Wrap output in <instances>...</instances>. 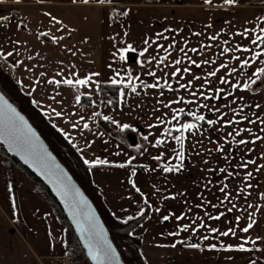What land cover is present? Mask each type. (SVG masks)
I'll use <instances>...</instances> for the list:
<instances>
[{
  "label": "crops",
  "instance_id": "0c3cea01",
  "mask_svg": "<svg viewBox=\"0 0 264 264\" xmlns=\"http://www.w3.org/2000/svg\"><path fill=\"white\" fill-rule=\"evenodd\" d=\"M125 12L128 14L125 15ZM46 13H51L62 23L57 24ZM263 14L264 0H240L238 5L231 7L224 5L223 0H213L211 4H206L204 0H157L154 3L105 0L103 4L98 0H89L87 4L83 0H76L75 3L72 0H0V18L8 17V20L0 19V52L13 53L11 57L0 55V60L13 69L14 80L20 90L27 94L30 103L74 147L83 161L99 157L111 162L109 165L88 168L89 177L109 213H115V218L125 219L146 209V215L132 229V233L139 236V252L145 264H195L192 252L201 257V264H245L251 258H264V198L258 195L264 193V172L256 173L255 166L247 170L239 167L242 159H253L264 165V141L247 145L255 149L250 155H245V146L237 145L235 141L225 143L226 138L232 140L227 134L239 128L252 129V133H242L246 139H251L252 134L264 136V132L258 131L259 125L247 121L231 126L224 124V120L239 119L234 112H240L241 107L249 118L255 119L254 114L258 112L264 120V83L258 81L257 85L245 91L221 84L216 77L211 78L213 90L224 88L225 94L220 99L204 101L201 98L197 103L219 108L225 114L224 120L213 127L204 124L203 128L207 131L203 136H189L185 168L179 174L163 173L159 165L164 161L153 160L152 156L164 151V148L154 149L142 139L151 133L149 139L154 143L153 137L162 131V128L148 127L157 123L156 117L169 112L161 107L160 101L168 103L180 96L185 100L195 99L191 91L198 92L202 81L193 80L192 89L186 91L180 89L179 84H186L192 79L189 73L182 72L183 78L170 76L176 67H190L189 58L202 64L201 68L191 66L197 76L206 77L221 63L227 64L228 69H221L217 76L225 77L233 84L239 81L242 85L251 76L255 67L245 69L242 76L236 73L228 75L227 72L239 65V61L232 57L247 59L250 56L235 51L237 46L253 47L249 39L237 33L245 28L252 30L253 26L258 31L264 26L261 23ZM41 33H47V36ZM213 36L215 40L211 39ZM146 39L149 41L147 45ZM126 44L133 45L137 50L147 47L148 52L143 58L138 56V52L129 53L128 59L121 62L113 54ZM173 44L175 47H169ZM205 45L208 47L204 48ZM224 47H229L231 51L222 54ZM182 48L185 52L180 51ZM191 48L201 49L200 54L192 53ZM157 56L162 59L166 57L164 64L145 63L142 67L139 63V60H152ZM177 59L182 61L180 65L174 64ZM208 60L215 63L203 64ZM109 64L112 65L111 69ZM256 67H264V63ZM114 70H120L122 75L127 70L132 76L139 77L135 83L140 95H129L124 106L118 102V89L116 104H108L107 101L111 99L100 93L93 92L89 97L87 87L48 83L51 79L72 78L73 72L81 77L99 72L101 75L97 79L105 83ZM152 71L156 77L147 75ZM157 77L161 84L168 81L177 90L139 87L140 80L151 84L156 82ZM228 92L234 93V96H227ZM76 95H81L80 104L75 101ZM90 99L96 102L95 105L89 102ZM197 103L174 104L173 108L197 110L206 119L218 118L219 113L198 109ZM256 104H260L261 108L256 109ZM54 109L62 115L57 117ZM96 112L100 115H94ZM105 115L118 124L108 121L109 125H105ZM184 119L191 120V117ZM85 123L89 125L88 129L83 127ZM74 124L76 127H73ZM124 124L130 127L121 130ZM240 138L236 137V140ZM198 139L201 141L199 144L196 143ZM217 142L224 147V152L214 150ZM192 144H196L195 150ZM138 145L147 146L148 152L140 155L142 149ZM176 147L174 143L171 144L165 156L172 155L171 149ZM205 148L212 151H205ZM196 151L201 155L197 156ZM225 155L229 157L228 160ZM131 157L135 158L131 166H114ZM145 167L157 170L150 172ZM220 168L226 171L222 173ZM133 169L137 175L132 179L148 198L151 209L128 182ZM246 171L253 172L250 181L243 179ZM228 172H239L240 175L229 177ZM209 181L211 184H208ZM225 183L228 184L227 191L232 194L231 204L220 203L224 198L220 188ZM248 183L253 185L251 189L246 188ZM156 188L160 189L159 193L155 192ZM239 190H243V196L239 195ZM164 196H175V199L166 200ZM232 204L236 208L227 212L226 209ZM248 204L255 208L247 207ZM156 207L161 209L159 213L155 212ZM219 212H225L220 220L209 219ZM172 213L175 216L185 215L186 218L180 221L175 218L161 220L163 215ZM17 214L24 222V232H20L12 222ZM249 214L257 221V226L249 233H243L239 229L246 226ZM237 216L240 217L239 222L235 219ZM190 221L197 224L203 222L209 227L200 228L197 232L179 231L180 225L189 224ZM211 228H218L221 232L233 228L237 235L219 236L212 233ZM173 232H178V235H169ZM204 236L209 239L204 240ZM64 238L63 224L52 208L33 192L27 181L21 179L13 191L0 159V264H45L46 260L63 254ZM245 239L249 240L245 247L253 251L244 252L235 248L228 251L220 247L237 246L243 244ZM251 241H255V244ZM193 243L198 247H188ZM212 244H216L217 249H211L209 245Z\"/></svg>",
  "mask_w": 264,
  "mask_h": 264
},
{
  "label": "snow or ice",
  "instance_id": "6c2138e0",
  "mask_svg": "<svg viewBox=\"0 0 264 264\" xmlns=\"http://www.w3.org/2000/svg\"><path fill=\"white\" fill-rule=\"evenodd\" d=\"M73 3L76 2V0H72ZM85 4L89 2V0H83ZM100 4H103L105 0H98ZM206 4H211L213 0H204ZM240 3V0H223V4L226 6H236ZM125 15L128 13L125 12ZM45 15L51 17L53 21H55L57 24H61L62 21L57 19L55 16H52L51 13H46ZM2 20H8V17H2L0 18ZM261 23L264 24V18L261 19ZM20 25H18L19 27ZM42 36H47V33H41ZM127 35V33H125ZM160 35V34H158ZM196 35H199L198 33ZM237 35H240L246 39H249L250 44L253 47H243V46H237L235 51L241 52V53H248L250 54L249 58L247 59H241L238 56L232 57L234 60L239 61L238 67L231 68L227 74L231 75L233 73L243 75L245 69H251L255 67V71L252 72L251 76L242 83L238 81L237 83L233 84L230 80L226 79L225 77L217 76V72H219L221 69H228V65L225 63H221L218 68H216L214 71L208 72L206 74V77L203 76H197L195 73L192 72L191 66H194L196 68H201L202 64L198 63L196 60H191L189 58L190 67H185L181 69L180 67H176L175 71L170 73V76L172 78H176L182 75L181 73H189L192 76L191 80H188L186 84L181 83L179 84L180 89L191 90L192 89V81H202L200 84V90L197 91H191V95L195 99L191 100H185L184 97L180 96L177 97L175 100H169L168 103H163V101H160L162 108L168 109L169 112L162 113L161 116L156 117L157 123L155 124H149V128H162V131L158 136L153 137L154 143L152 140L149 139V135H144L142 139L147 142L148 145H150L152 148L159 150L160 148H164V151H159V154L152 156L153 160L156 161H164L159 165V168L162 170L165 174H179L181 171L185 168V159L186 157V143H190L189 136H203L204 132L207 131L206 128H203V125L206 124L209 127H213L220 123L221 120H224L225 114L220 112L219 108H212L207 103L204 104H198V99H203L204 101L208 100H214V99H220L222 94H225L224 88H216L213 90V80L212 77H216L220 80L221 84L228 85L232 87L233 89H242V90H249L252 88L253 85H257V82L264 83V67H256L259 63H264V26L260 27L258 31L255 30V26H253L252 30H249L247 28L244 29L243 32L237 33ZM167 39V37H165ZM211 39L215 40L216 37L213 36ZM53 40H55V37H53ZM149 41L146 39L145 44L147 45ZM227 43V42H226ZM158 48H163L162 45H157ZM169 47H175V44L169 45ZM204 48H207L208 46H203ZM181 52H185V49H180ZM190 51L194 54L199 55L201 52V49L199 48H191ZM231 49L229 47H224L222 49L223 53L230 52ZM138 56L143 58L145 57L146 53L148 52V48L145 47L143 49L137 50L133 45L126 44L122 48H118L117 52L113 55L116 56V58L121 61L125 62L128 59L129 53H137ZM186 54V53H185ZM0 55H6L7 57H11L13 55L12 52H0ZM165 58L160 57H154L152 60H139V63L143 67L145 63H153L156 62L158 64H164ZM182 61L180 59H177L174 61L175 65H180ZM215 61H203V64H214ZM108 67L111 69L112 65L109 64ZM72 78H66L62 80H56L51 79L48 80V83L55 84L57 86H60L61 84L67 85L70 87H87L89 88V97H91L92 93L99 94L103 92V86L101 82L97 79L100 77L99 72H93L89 73L86 76L81 77L78 73L73 72ZM147 75L156 77V73L154 71L148 72ZM136 80H139V77L132 76L127 70H125L124 75H122L120 70H114L113 75L105 82L111 86H114L118 89V102L120 106H124L127 104V97L129 95H140V92L137 90V85L135 83ZM139 87L141 89H154V88H167L169 91H176L177 89H174L172 87V84L168 81H165L163 84L160 83V78H156L155 83H146L143 80H140ZM207 89V91H205ZM161 96H163V91H161ZM227 96H234V93L228 92L226 93ZM239 99H243V97H239ZM75 101L77 104H80L81 101V95L75 96ZM89 102L93 105H95L94 100H89ZM35 103V101H34ZM108 104H112L113 101L109 100L107 101ZM194 103H197V108H204L208 111L219 113V116L217 119H206L204 114H200L197 110H188L186 111L185 108L179 107V108H173L174 104H187L192 105ZM233 103H235V98L233 99ZM139 107V105H137ZM256 109H260L261 105L256 104ZM55 115L57 117L61 116L62 113L59 111H55ZM170 113V116H169ZM243 107H241L240 112H234L235 116H238L239 119H227L224 120L225 126H231L233 124L242 123L244 121H247L249 124L252 125H259L258 128L259 132H264V120H262L259 116V113H255V119L249 118L247 113H243ZM94 115L99 116L100 113L96 112ZM184 117H191V120H186ZM81 119L83 120L84 117L81 116ZM103 119L105 121H110L112 124H118V122L110 116H103ZM73 127H76L74 124ZM85 129L89 128V125L85 123L83 125ZM130 126L128 124L122 125V129H128ZM248 132L252 133L251 128H239L234 133L230 132L227 134L228 137H231L232 140L229 141L227 138L225 139V143H231L232 141H235L237 145H243L246 148L245 155H250L253 151H255L254 148H248L247 145L249 144H256L259 141H264V136L252 134L251 139H246L242 137V133ZM101 135H103L101 133ZM236 137H241L239 140H236ZM0 142H3L8 146V149L10 151L16 152L23 156V158L26 160V162L31 163L33 166L37 167L38 170L42 172V174L46 175L50 182L53 183V185L56 187L57 192L60 194V196L65 200V203L68 205L69 209L72 211L73 218L76 221L77 226L80 228L82 235L84 236V242L85 247L87 248L88 255L90 258L94 261V264H119V258L116 253V250L113 248L112 244L108 241L105 232L101 225L99 224V221L97 217L95 216L94 212L91 210L90 206L88 205L86 199L83 197V195L79 192V189L75 187V185L71 182V179L67 176V174L59 167V165L55 164L54 158L51 156V154L47 151V149L44 147L42 142L39 140V137L36 135V133L33 131L31 126L28 124V122L24 119L23 116H21L16 109L5 99L3 95H0ZM175 144L178 147L172 148V155L165 156V152L168 151L171 144ZM197 144L201 143V141L198 139L196 141ZM138 148L142 149L140 151V155H144L145 152H148L147 146H141L138 145ZM192 149L195 150L196 144L191 145ZM205 151H212L209 149H204ZM217 152H224L225 149L222 145H220L217 142V147L214 149ZM197 156L201 155V152L196 151L195 153ZM119 155V153H117ZM261 155V154H258ZM264 158V156H262ZM135 158L131 157L124 163H119L114 166L119 168H127L132 165L133 160ZM225 159L228 160L229 157L225 155ZM174 161V162H173ZM84 163L89 165V167H96V166H104L109 165L111 162L108 159H101L99 157L95 158L94 160H84ZM205 164L208 163L207 160L204 161ZM250 166H255V172L261 173L264 172V165L258 164L256 160L253 159H242L241 163L239 164V167L241 169L247 170ZM146 171L155 172L156 168L148 169L145 167ZM210 171H215L214 169H210ZM220 172H225L226 170L224 168L219 169ZM137 172L135 169L132 170L130 174L129 184H131L132 188L135 190L136 193L141 194L143 198V202L148 205V208L151 209L152 205L149 204L148 198L144 196V194L141 192V189L137 186L134 177H136ZM234 175H240L239 172H228L227 176L231 177ZM253 177L252 171H246V175L243 177V179L250 181ZM208 184H211V181L208 182ZM207 187V185H206ZM253 185L251 183L246 184V188L251 189ZM258 187V184H257ZM228 184L225 183L221 188L220 191L224 193L223 200L220 201L221 204H224L225 202H228L231 204V197L232 194L227 191ZM156 193L160 192L159 188L155 189ZM239 195L243 196V190H239ZM251 193H249V196ZM261 198H264V193L258 194ZM175 199V196H164V199ZM210 203V202H209ZM203 205H199V207H202ZM215 207V205H212ZM247 207L249 208H255L254 205L248 204ZM236 208L235 204H232L231 207L227 208V212H232L233 209ZM161 209L159 207L155 208V212L159 213ZM146 212L145 210H140L137 215L140 217L145 216ZM115 215V213H113ZM225 215V212H219L215 216H210L209 219L212 220H220L221 217ZM117 219H120V217H116ZM172 218H175L176 220L180 221L186 218L185 215L181 216H175L174 213L169 215H163L161 217L162 221H168ZM133 216H127L125 219V222L133 220ZM236 221L239 222L240 217L237 216ZM255 226H257V221L252 218L251 214L248 216V222L246 223V226L240 228L239 230L243 233H249L251 229H253ZM209 225L206 223L200 222L196 223L195 221H190L189 224H183L179 226V231H192L197 232L200 228H208ZM210 231L214 234H217L219 236L223 237H229V236H236L237 232L233 228H228L226 231H220L218 228H211ZM169 235L175 236L178 235V232L170 233ZM204 240L209 239L208 236L202 237ZM253 244H255V241H251ZM249 243V240L245 239L243 244L233 246V245H220L221 248H224L225 250L231 251L235 248V250L238 251H244V252H251L253 249L245 247V244ZM175 247V244L172 245ZM188 247L191 248H197L198 245L193 243L188 245ZM211 249H217L216 244L209 245ZM249 264H256L255 260H250Z\"/></svg>",
  "mask_w": 264,
  "mask_h": 264
},
{
  "label": "trees",
  "instance_id": "16d2710c",
  "mask_svg": "<svg viewBox=\"0 0 264 264\" xmlns=\"http://www.w3.org/2000/svg\"><path fill=\"white\" fill-rule=\"evenodd\" d=\"M143 2L154 3L157 0H143ZM103 92L101 96L109 97L116 104L117 88L107 83H101ZM0 86L9 98L16 102L17 107L28 117L30 122L37 128L41 136L47 142L49 148L56 154L59 160L67 167L73 177L91 198L100 213L105 225L108 228L109 235L116 245L121 258L127 264H145L139 252V236L132 233L133 227L144 217L133 216L134 219L125 222V219H117L109 213L103 204L96 185L89 177V166L84 163L74 147L44 118V116L29 101L27 94L23 93L17 82L8 74L0 64ZM109 125L108 121H104ZM0 159L5 167L13 191L15 190V170L20 169L25 172L31 181L33 192L44 202H46L58 217V220L64 226V252L69 255L73 264H90L76 238L74 231L65 218L57 201L52 197L41 180L31 174L25 166L10 155L0 143ZM146 212V209H144ZM146 215V214H145ZM17 228L24 232L25 225L20 215L14 218ZM256 264H264V258L256 257ZM45 264H59L58 260H46Z\"/></svg>",
  "mask_w": 264,
  "mask_h": 264
},
{
  "label": "water",
  "instance_id": "95a60500",
  "mask_svg": "<svg viewBox=\"0 0 264 264\" xmlns=\"http://www.w3.org/2000/svg\"><path fill=\"white\" fill-rule=\"evenodd\" d=\"M0 95H3L5 99L16 109V111L24 117V119L28 122V124L31 126L33 131L36 133V135L39 137V140L42 142L44 147L47 149V151L51 154V156L54 158L55 164L59 165V167L67 174V176L71 179V182L75 185L77 189H79V192L83 195V197L86 199L88 205L90 206L91 210L94 212L95 216L97 217L99 224L103 228L105 235L108 239V241L112 244L113 248L116 250V253L119 258V264H127L122 258L119 253V250L117 249L116 245L114 244L113 240L111 239L109 235V231L107 226L105 225L100 213L98 212L95 204L91 200V198L86 194L84 189L81 187V185L77 182V180L73 177V175L70 173V171L67 169V167L59 160V158L56 156V154L49 148L47 142L44 140V138L41 136L37 128L30 122L28 117L17 107V104L15 101L11 100L9 96L0 88ZM4 149L12 155L16 160H18L25 168L33 174L36 178L42 181V183L45 185L47 190L50 192L52 197L57 201L60 209L62 210L65 218L67 219L69 225L71 226L72 230L74 231L76 238L84 252V255L86 256L87 260L90 264H94V261L90 258L87 252V248L85 247L84 242V236L81 233L80 228L77 226L75 219L73 218L72 211L69 209L68 205L65 203V200L60 196V194L57 192L56 187L53 185V183L50 182L49 178L42 174L40 170H38L37 167L33 166L31 163L26 162V160L23 158L22 155L10 151L8 149V146L4 144L3 142H0Z\"/></svg>",
  "mask_w": 264,
  "mask_h": 264
},
{
  "label": "rangeland",
  "instance_id": "374dc122",
  "mask_svg": "<svg viewBox=\"0 0 264 264\" xmlns=\"http://www.w3.org/2000/svg\"><path fill=\"white\" fill-rule=\"evenodd\" d=\"M21 179L27 181V182L30 184V186H31L32 183H31L30 179L26 176L25 172L22 171V170H20V169H16V170H15V180H16L15 186H17L18 182L21 181ZM12 222H13V224H15V226H16V223H15L14 219L12 220ZM16 228H17V226H16ZM18 230H19V229H18ZM19 231H20V230H19ZM20 232H21V231H20ZM64 239H65V238H64ZM62 255H66V256H68L69 259H70V263L73 264L69 255L65 254V252H63ZM62 255H61V256H62ZM192 255H193V256H192ZM191 256H192V261H194L195 264H201V263H202V261H201V257H200L196 252H192V253H191ZM52 260H58V261H59V264H62V258H61L60 256H59L58 258H54V259H52ZM250 260H255V258L248 259V260L246 261L245 264H249V261H250Z\"/></svg>",
  "mask_w": 264,
  "mask_h": 264
},
{
  "label": "built area",
  "instance_id": "2783aa9c",
  "mask_svg": "<svg viewBox=\"0 0 264 264\" xmlns=\"http://www.w3.org/2000/svg\"><path fill=\"white\" fill-rule=\"evenodd\" d=\"M263 18H264V14H263ZM0 64L4 67V69L8 72V74L14 79V71H13V69L11 67L7 66V65H4L1 60H0ZM0 88H1V86H0ZM60 257L62 258V264H71L70 263V259H69L68 256L62 255Z\"/></svg>",
  "mask_w": 264,
  "mask_h": 264
}]
</instances>
